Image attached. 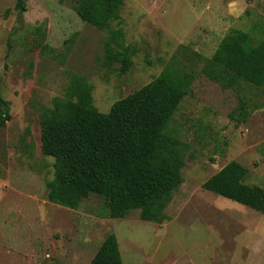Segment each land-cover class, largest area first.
Returning <instances> with one entry per match:
<instances>
[{
  "label": "rangeland",
  "instance_id": "374dc122",
  "mask_svg": "<svg viewBox=\"0 0 264 264\" xmlns=\"http://www.w3.org/2000/svg\"><path fill=\"white\" fill-rule=\"evenodd\" d=\"M76 1L25 0L20 13L0 0V95L11 115L0 124V264H93L109 233L122 264H264V214L249 207L264 190V87L208 61L232 30L264 42V0H123L110 28L132 51L125 73L104 64L106 30L82 21ZM180 48L194 79L170 122L184 166L169 220L106 218L94 195L74 210L49 202L54 158L41 152L40 115L67 98L70 76L91 86L75 102L107 112Z\"/></svg>",
  "mask_w": 264,
  "mask_h": 264
},
{
  "label": "trees",
  "instance_id": "16d2710c",
  "mask_svg": "<svg viewBox=\"0 0 264 264\" xmlns=\"http://www.w3.org/2000/svg\"><path fill=\"white\" fill-rule=\"evenodd\" d=\"M24 3L16 0L18 12L25 11ZM122 3L77 0L75 12L82 21L106 30L102 60L107 66L118 63L120 73H125L132 65V51L122 44L121 30L110 28L120 21ZM181 53L185 55L180 48L156 77L113 102L107 112L75 102V97H89L91 86L79 75L70 76L67 98H54L40 115L41 152L54 158L53 178L47 182L49 202L74 210L94 195L102 200L106 218H123L137 210L143 221L169 220L164 210L182 183L184 166L182 142L170 122L194 79V70L184 66ZM192 55L190 60H200L199 54ZM208 61L264 87V42L252 44L246 32L226 34ZM9 105L0 95V124L11 119ZM249 207L264 214V190ZM92 263L122 264L113 233L104 237Z\"/></svg>",
  "mask_w": 264,
  "mask_h": 264
}]
</instances>
